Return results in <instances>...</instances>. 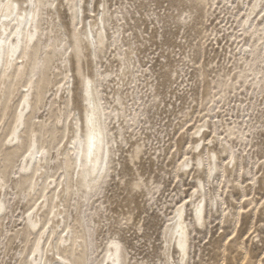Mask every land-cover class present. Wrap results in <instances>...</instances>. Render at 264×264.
<instances>
[{"label": "rangeland", "instance_id": "obj_1", "mask_svg": "<svg viewBox=\"0 0 264 264\" xmlns=\"http://www.w3.org/2000/svg\"><path fill=\"white\" fill-rule=\"evenodd\" d=\"M255 1H94L108 35L95 69L119 145L116 176L82 214L95 227L98 258L119 239L132 264H166L167 228L186 204L189 256L181 262L175 253L178 264H264V2L251 15ZM71 11L60 7L68 31ZM80 68L92 74L87 58ZM211 152L219 160L210 175L182 166L199 155L208 164ZM198 180L208 206L195 226ZM25 210L20 204L5 228L0 264L18 262L20 241L13 251L8 242Z\"/></svg>", "mask_w": 264, "mask_h": 264}, {"label": "bare ground", "instance_id": "obj_2", "mask_svg": "<svg viewBox=\"0 0 264 264\" xmlns=\"http://www.w3.org/2000/svg\"><path fill=\"white\" fill-rule=\"evenodd\" d=\"M94 1L12 0L17 7L0 11V40L5 41L0 59V244L18 206L24 204L23 227L8 242L12 250L20 241V251L14 254L17 264H132L119 239H112L98 258L93 248L95 227L82 217L116 176L118 166L116 117L103 95L105 79L95 69L108 40L105 9L101 13L94 8ZM263 2L255 1L251 15ZM64 3L72 10L69 31L60 21ZM89 9L93 16L87 22ZM10 48L16 49L12 59ZM85 58L92 66L91 75L81 72ZM74 72L80 78L79 99ZM89 117L96 133L91 149ZM211 153L208 164L199 155L182 166L202 165L210 175L217 171L219 160ZM198 182L192 204L195 226L204 224L208 206L199 190L205 191V184ZM167 235L166 264H178L175 253L181 262L186 260L191 236L186 204L176 210ZM113 244L119 245L118 252L109 247Z\"/></svg>", "mask_w": 264, "mask_h": 264}, {"label": "snow or ice", "instance_id": "obj_3", "mask_svg": "<svg viewBox=\"0 0 264 264\" xmlns=\"http://www.w3.org/2000/svg\"><path fill=\"white\" fill-rule=\"evenodd\" d=\"M50 7H55V4L49 5ZM17 7V5L13 4L12 0H5V3L0 4V11H3L4 9H8L11 10L12 8ZM32 7L35 9L36 5L33 4ZM4 40H0V59L3 58L4 53H5V49H4ZM69 51H71V48L68 49ZM16 51L15 48H10L8 50V54H9V59L14 58L13 57V53ZM89 88H91V83L89 82ZM95 121L93 120L92 117H89V132H88V144H89V149H91L94 146L95 143ZM264 175V174H262ZM253 183H255V181H252ZM109 247H115L117 249V252L119 251V245L113 244L110 245ZM118 264V262H117Z\"/></svg>", "mask_w": 264, "mask_h": 264}]
</instances>
